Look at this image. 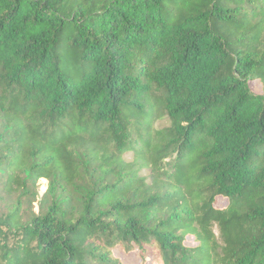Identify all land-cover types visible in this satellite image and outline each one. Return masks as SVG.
<instances>
[{"label":"trees","instance_id":"16d2710c","mask_svg":"<svg viewBox=\"0 0 264 264\" xmlns=\"http://www.w3.org/2000/svg\"><path fill=\"white\" fill-rule=\"evenodd\" d=\"M0 264H264V0H0Z\"/></svg>","mask_w":264,"mask_h":264},{"label":"rangeland","instance_id":"374dc122","mask_svg":"<svg viewBox=\"0 0 264 264\" xmlns=\"http://www.w3.org/2000/svg\"><path fill=\"white\" fill-rule=\"evenodd\" d=\"M61 50V71L65 74L72 82H80L86 68H83L81 65V54L74 47L62 44L60 47ZM41 183V194L43 195L44 191L47 189V180H40ZM35 209H38V204L35 203ZM217 232V227L215 226ZM125 259V258H124Z\"/></svg>","mask_w":264,"mask_h":264},{"label":"water","instance_id":"95a60500","mask_svg":"<svg viewBox=\"0 0 264 264\" xmlns=\"http://www.w3.org/2000/svg\"><path fill=\"white\" fill-rule=\"evenodd\" d=\"M45 191H46V190H45ZM45 191H44V192H45Z\"/></svg>","mask_w":264,"mask_h":264}]
</instances>
